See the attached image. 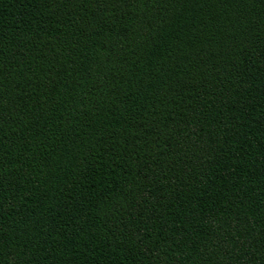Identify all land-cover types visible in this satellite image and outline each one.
Segmentation results:
<instances>
[{
	"label": "trees",
	"instance_id": "16d2710c",
	"mask_svg": "<svg viewBox=\"0 0 264 264\" xmlns=\"http://www.w3.org/2000/svg\"><path fill=\"white\" fill-rule=\"evenodd\" d=\"M0 264H264V0H0Z\"/></svg>",
	"mask_w": 264,
	"mask_h": 264
}]
</instances>
